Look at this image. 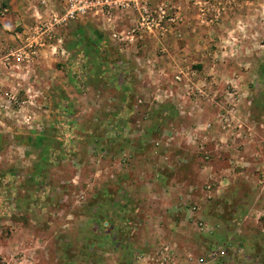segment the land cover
I'll list each match as a JSON object with an SVG mask.
<instances>
[{"label": "rangeland", "instance_id": "obj_1", "mask_svg": "<svg viewBox=\"0 0 264 264\" xmlns=\"http://www.w3.org/2000/svg\"><path fill=\"white\" fill-rule=\"evenodd\" d=\"M245 1L264 0H210L222 12L216 22ZM26 19L30 29L35 19ZM260 20L216 23L220 38L209 44L216 58H208L216 79L199 70L202 84H264ZM91 46L82 42L69 56L64 41V54L42 48L32 64L0 74V264H158L166 243L177 248L181 263L191 254L206 264H261L245 258L240 231L215 225L202 232L193 221L202 211L180 215L196 206L192 201L167 199L166 180L182 171H172L180 154L162 136L170 126L155 128L150 104L134 84L125 93L117 84V58ZM207 123L197 124L199 132L213 128L204 130ZM209 170L199 179L202 194L216 192V172ZM219 251L224 258L213 262L210 255Z\"/></svg>", "mask_w": 264, "mask_h": 264}, {"label": "crops", "instance_id": "obj_2", "mask_svg": "<svg viewBox=\"0 0 264 264\" xmlns=\"http://www.w3.org/2000/svg\"><path fill=\"white\" fill-rule=\"evenodd\" d=\"M162 1L164 0H148L151 6ZM169 1L175 10L183 14L182 22L176 26H168L167 32L140 35L136 44L123 52L110 37V32L131 30L139 18L138 12L134 10L118 14L111 26L93 17L79 19L62 30L60 36L65 41L69 56L79 50L82 42L87 41L94 47H99L102 57L117 58L116 67L120 73L117 84H122V91L125 93L128 84H134L132 87L137 96L150 104V112L147 113L153 122L154 119L158 121L155 128L170 126L163 130L162 136L167 138L166 144L171 148L170 151L180 154L175 159L176 162H173L172 171L174 168L182 171L179 177L172 175L174 179L166 180L165 196L173 203L180 200L184 201L185 206V203L192 201L193 205L199 207L195 212H192L193 207L187 208L186 215L185 212L180 215L188 219L193 218L197 211H202L201 214H196L197 218L194 217L193 221H204L210 228L209 232L215 230V225L228 232L240 231L244 234L243 248L247 253L245 258L250 263L261 259L262 264L264 84H232L242 100L240 99L235 109L226 105L224 95L229 85L202 84L198 75L200 70L204 76L214 74L216 79V65H211L208 60L210 57L216 58V51L210 49L209 44L216 42L217 37L220 38L216 34L217 22L213 19V11L207 10L202 14L200 0ZM51 2L56 7L60 6V0ZM34 4L33 0H0V58L4 52L16 47L19 43L17 41L29 29L26 17L32 16ZM255 4L252 1L235 2L231 11L217 25L225 20L235 24L242 17L250 20L260 17L263 27L264 1ZM263 34H260L262 38ZM73 62L74 60L69 61L70 67H74ZM191 68L195 71H191ZM179 71L184 73L188 88H201L204 96L192 95L185 88L175 92L174 97L165 95V90H171L169 83L174 74ZM163 77L168 80H162ZM156 106H161L162 109L156 110ZM231 109H234L230 116L231 122L225 127L219 117ZM172 120L181 124L180 129L170 124ZM205 121L213 123V128L207 133L198 132L201 128L197 124ZM237 126H242V129L239 130ZM176 130L179 134L174 137ZM195 133L200 134L198 141L191 140ZM208 154L211 160L205 161ZM209 169L216 172L213 176L216 192L202 194L199 179L204 182ZM193 201L198 202L196 204ZM212 218L216 222L207 220Z\"/></svg>", "mask_w": 264, "mask_h": 264}, {"label": "built area", "instance_id": "obj_3", "mask_svg": "<svg viewBox=\"0 0 264 264\" xmlns=\"http://www.w3.org/2000/svg\"><path fill=\"white\" fill-rule=\"evenodd\" d=\"M33 1L35 2L32 7V16L35 19L34 25L20 38L22 43L18 48L2 56L0 74L2 70L16 71L21 68L23 63L32 64L42 48L51 47L54 53L64 54V40L60 36V32L71 23L82 18L101 19L111 26L118 14L133 10L137 11L139 14L138 22L131 30L110 32V37L122 52L126 51L132 44H136L140 35L167 32L168 26H176L183 20V14L179 10H175L169 0H164L155 6H151L148 0H60L59 7H56L51 0ZM199 2L202 14L210 10L213 11L214 20L221 17V9L216 11L210 0H200ZM187 82L182 71L176 72L169 83V89L171 90H165V95L174 97L175 92L180 88H185L187 89L186 92H192V95L204 96L203 89H193L192 86L188 88ZM228 85L229 89L224 95L225 103L235 109L236 105L239 104L240 94L236 91L234 85ZM142 103H144L143 100ZM234 109L229 110L227 114L220 115L219 121L223 126H229L230 116ZM212 127L213 123H207L204 130H210ZM237 128L240 130L242 126H237ZM199 138H201L200 134L195 133L193 140L198 141ZM207 189L209 190L211 187L208 186ZM197 209L198 206H194L192 212ZM199 229L206 233L210 231L204 221L199 222ZM224 256L225 252L219 251L213 252L210 258L213 262H217L223 259ZM156 258L158 264H206L207 262L204 257L197 259L190 254L181 263L177 248L167 243L161 246Z\"/></svg>", "mask_w": 264, "mask_h": 264}]
</instances>
